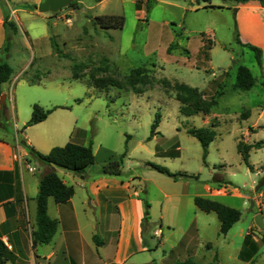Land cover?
Returning a JSON list of instances; mask_svg holds the SVG:
<instances>
[{"label":"rangeland","instance_id":"obj_1","mask_svg":"<svg viewBox=\"0 0 264 264\" xmlns=\"http://www.w3.org/2000/svg\"><path fill=\"white\" fill-rule=\"evenodd\" d=\"M98 1L74 0L55 14H38V0H0V9H6L8 15L17 9V19L6 25L9 47L3 50L6 54L9 51L8 59L17 75L14 82L39 81L37 86L24 85L22 91L17 87L13 107L20 121L16 122L13 111L9 127L17 123L18 132L30 130L35 138L49 123L24 128L31 119L33 105L43 110L50 105H65L71 131L75 128L74 135L86 131L85 145L95 151L94 166L101 157L107 158V149L125 152L123 164L134 172L140 173L143 167L152 164L175 174L186 172L191 177L202 173L204 178L207 168L203 169L201 146L186 133L188 129L203 128L214 136L205 159L211 168L227 170L235 184L243 187L247 183L248 187V178L257 177L245 173L236 144L250 142L258 147L250 151L248 162L251 160L260 172L259 180L262 179V51L259 68L254 52L237 42L231 11L200 8L208 3L220 5L222 1ZM100 16L122 17L123 28H100L94 22ZM239 66L246 67L256 78L249 91L233 89ZM137 68L142 70L135 84V89L142 91L140 94L127 82L130 72ZM56 77L65 79L61 94L54 90ZM178 84L197 89L204 101L214 98L215 105L207 115H181L176 101ZM27 91L32 93L28 95ZM157 114L159 122L151 137ZM176 141L181 147L180 159L168 158L167 166L155 164L157 150L174 154L172 145ZM27 162L36 167L31 159ZM35 176L40 178L37 173ZM156 196L158 193L152 188L150 198ZM259 196L264 193L257 196L258 200ZM159 208L154 206L156 212ZM261 213L264 216V210ZM202 261L211 260L200 258ZM190 262L188 257L179 264Z\"/></svg>","mask_w":264,"mask_h":264},{"label":"crops","instance_id":"obj_2","mask_svg":"<svg viewBox=\"0 0 264 264\" xmlns=\"http://www.w3.org/2000/svg\"><path fill=\"white\" fill-rule=\"evenodd\" d=\"M207 6L217 9L206 10L231 11L241 47L250 45L262 51L264 76V5L259 0L239 4L222 1L220 5L208 3L200 8ZM16 10L8 15L6 9H0V63L10 68L9 51L7 54L3 51L9 47L4 23L17 19ZM16 77L13 71L11 80L1 86L0 95L4 96V103L0 104V239L11 256L5 264H179L188 257L195 264H225L226 261L264 264V230H259L253 221L254 216L262 212L257 196L264 193V176L259 180L260 172L251 160V169L244 164V171L249 177L257 178H248V187L247 183L239 187L227 170H216L206 162H202L203 169L207 168L204 178L202 173L191 177L181 172L186 176L174 180L148 165L138 173L126 169L125 164L119 176L104 175L105 164L122 156L107 149V158L101 157L96 166H88L82 176L42 164L27 148L47 155L54 147L70 142L86 146L87 134L81 130L74 135L67 107L61 104L50 105L47 110L51 113L37 126L45 122L50 125L43 127L35 138L31 137L30 130L18 132L17 123L10 128V113L14 111V119L20 121L13 107L17 87L22 91L26 84L37 86L39 83L36 79L35 84H17ZM56 78L54 90L61 94L65 79ZM263 114L264 110L261 116ZM248 145L253 146L250 142ZM172 147L174 154L158 149L154 154L155 164L161 162L159 164L167 166L168 158L180 159L179 142ZM92 152L95 155V151ZM27 159L36 167L30 166ZM27 166L35 171L29 172ZM52 169L63 184L72 187L73 196L63 204L48 199L46 213L56 223V231L50 242L33 245L31 234L37 229L39 183L35 173L41 177ZM152 188L158 196L150 198ZM196 197L236 209L241 212L240 219L222 235L217 215L199 210L194 204ZM155 205L160 207L158 212L154 210ZM200 258L211 261L200 262Z\"/></svg>","mask_w":264,"mask_h":264},{"label":"trees","instance_id":"obj_3","mask_svg":"<svg viewBox=\"0 0 264 264\" xmlns=\"http://www.w3.org/2000/svg\"><path fill=\"white\" fill-rule=\"evenodd\" d=\"M101 0H99L100 2ZM207 1V0H202ZM222 1H232L237 4L246 3L251 0H222ZM261 5H264L263 0H259ZM73 3H71L72 5ZM206 9L215 8L213 6H207ZM95 24L100 28L104 29H122L124 25V19L120 16H100L95 19ZM9 24V21H5L4 26ZM16 30V29H15ZM238 42V40H237ZM249 50L254 52L256 62L261 68V51L257 47L245 45ZM141 69H133L127 77V82L129 86L134 90L136 94L142 93L141 90L135 89V84L138 81V78L141 73ZM12 69L5 63H0V95H1V86L4 83H7L11 80ZM262 86L264 87V77L262 78ZM30 84H33L30 82ZM164 84H167L164 81ZM255 84V78L252 76L250 71L244 67L239 66L237 69V75L235 83L233 84V89L238 91H249ZM115 86L119 87L117 84ZM176 101L180 104V114L185 117L195 116L197 114L207 115L209 110L213 105H215L214 98L210 101L202 100L203 94L195 88H190L184 84L176 85ZM184 94V96L182 95ZM189 96L188 98H186ZM4 106L1 105V108ZM50 110H43L38 105H33L31 119L24 127L38 124L44 121L49 115ZM158 114L155 116V122L151 126L150 136L155 135V129L159 122ZM187 135L195 138L202 149V162L205 164V159L207 157V149L210 143L213 142V134L203 128H192L186 131ZM150 137V138H151ZM149 138V139H150ZM258 147V144H255ZM253 146L242 144L241 142L237 144V152L241 157L242 162L251 169L248 159L249 151ZM30 154L42 164H46L55 168H60L68 172L82 176L85 169L94 164V155L91 149V146H82L74 143H67L63 147H54L47 155H41L35 152L33 149L27 148ZM125 157V152L118 160H113L108 162L102 169L104 175L119 176L123 164V159ZM149 166L155 171L169 177L172 179H177L178 177L186 176L184 173L175 174L171 173L167 168L149 164ZM73 196L72 187H68L60 180L57 176L54 169L46 175H43L39 178L38 183V194L36 197L37 205V216H36V226L37 229L32 232V244H46L51 241L56 231V223L49 219L46 213L47 201L49 198H52L56 204H63L69 201ZM195 206L205 212H213L217 215L220 221V234L224 235L228 230L240 219L241 212L225 206L219 202L212 201L209 199H204L200 197L194 198ZM249 238V235L246 237ZM11 259L10 252L8 251L5 244L0 239V264H5ZM189 264H195L190 262Z\"/></svg>","mask_w":264,"mask_h":264},{"label":"water","instance_id":"obj_4","mask_svg":"<svg viewBox=\"0 0 264 264\" xmlns=\"http://www.w3.org/2000/svg\"><path fill=\"white\" fill-rule=\"evenodd\" d=\"M74 0H45L37 6L38 14H55L70 5ZM4 103V96H0V104ZM263 214H256L253 218L254 225L261 231L264 230Z\"/></svg>","mask_w":264,"mask_h":264},{"label":"built area","instance_id":"obj_5","mask_svg":"<svg viewBox=\"0 0 264 264\" xmlns=\"http://www.w3.org/2000/svg\"><path fill=\"white\" fill-rule=\"evenodd\" d=\"M27 170L29 172H34L35 171V168H32V167L27 166ZM259 198L260 199H259L258 206L263 211L264 210V196H259Z\"/></svg>","mask_w":264,"mask_h":264}]
</instances>
